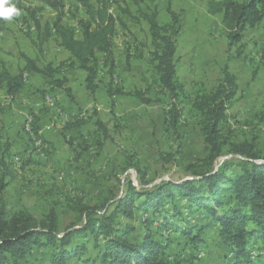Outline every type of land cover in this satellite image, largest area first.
I'll return each instance as SVG.
<instances>
[{
    "label": "rangeland",
    "instance_id": "1",
    "mask_svg": "<svg viewBox=\"0 0 264 264\" xmlns=\"http://www.w3.org/2000/svg\"><path fill=\"white\" fill-rule=\"evenodd\" d=\"M210 1L111 0L118 18L113 47L116 69L109 75L105 55H98L100 70L94 92L87 89L86 73L74 65L56 39L42 47L35 43L30 13L42 24H52L55 12L43 0L23 1L25 10L6 22L5 31L0 32V71L5 68L18 75L25 66L22 55H27L42 68L53 63L60 70L57 78L66 83L52 90L32 75L15 98L0 90V157L11 152L13 175L7 195L13 212L24 211L41 220L45 210L57 203L69 221V204L94 205L114 186H121V197L130 182L141 190L162 182L193 179L187 166L203 167L207 153L200 119L191 107L197 91L215 88L223 79L227 63L238 78L239 93L228 110L222 138L231 143L255 139L256 149L264 155V123L259 124L255 117L264 110V22L247 28L242 43L230 46L222 16L213 15L207 7ZM64 2L65 23L80 39L79 22L86 19L85 11L78 0ZM169 9L181 13L183 20L177 43V73L186 90L180 139L164 125L172 102L159 87L150 63L152 37L143 18V14L157 11L159 24L166 26L171 22ZM118 90L141 93L154 103L144 105L139 97L116 94ZM98 123L106 126V134ZM180 144L182 155L178 154L176 161L163 159L176 154ZM130 155H135L139 168L146 171L144 182L136 169L122 172ZM238 160L243 158L226 155L218 160L215 170L224 162L237 164ZM238 171L234 167L230 172ZM188 206L177 196L175 205L167 203L159 214L135 212V220L123 219L122 223L136 227L137 233L131 237L135 244L138 235L150 228L156 240L169 245L167 254L184 264H231V249L222 244L216 229L208 228L202 235L204 243L197 247L182 235L181 229L193 225H214L206 211H188ZM27 260L28 264H51L47 249H34Z\"/></svg>",
    "mask_w": 264,
    "mask_h": 264
},
{
    "label": "trees",
    "instance_id": "2",
    "mask_svg": "<svg viewBox=\"0 0 264 264\" xmlns=\"http://www.w3.org/2000/svg\"><path fill=\"white\" fill-rule=\"evenodd\" d=\"M23 1L12 0L20 11L25 10ZM43 1L56 15L52 24H42L34 13H30L37 34L35 43L42 47L56 39L74 65L86 73L87 89L94 92L100 70L98 55H105L109 75L116 69L113 47L118 34V18L112 11L111 0H78L86 15V19L79 22L80 39L65 23L64 0ZM133 1L138 3V0ZM207 7L213 15L222 16L221 24L230 46L242 43L247 28H255L264 22V0H212ZM168 12L171 22L166 26L159 24L157 11L143 14V18L152 37L150 63L159 87L172 102L164 125L166 131L177 134L180 139L186 90L177 73V43L183 20L181 13L172 9ZM6 25V21L0 20V32L5 31ZM242 50L241 46L239 55ZM22 58L25 66L18 75L13 76L5 68L0 71V90H5L11 98L21 93L28 77L34 74L43 77L45 85L52 90L65 86L66 80L57 78L60 70L53 63L42 68L29 56L22 55ZM223 76L215 88L197 91L191 107L200 119L207 153L203 167L187 166L193 179L162 182L141 190L130 182L121 197V186L117 185L94 205L69 204V221L57 203L47 208L41 220H37L24 211L13 212L7 195L8 180L13 175L9 163L11 152L8 150L3 154L0 157V264H28L27 258L34 249H47L51 264H71L75 260L83 264H184L180 258L167 254L169 245L156 240L150 228L144 235H138L139 243L135 244L131 237L137 233L136 227L122 223L123 219L135 220V212L159 214L167 203L175 205L177 196L189 204L188 211L193 208L204 210L214 221L211 226L197 224L181 229L192 245L197 247L204 243L202 235L208 228H214L222 244L231 249V264H264V155L256 149L255 139L244 138L233 143L223 140L222 126L239 93L238 78L228 63L223 68ZM116 94L139 97L144 105L154 103L141 93L126 94L124 90H118ZM255 117L259 124L264 123V110ZM98 124L106 134V126ZM178 154L182 155V144L176 154L164 155L163 159L167 157L165 160L169 163L174 162ZM226 155H238L243 160H238L237 164L224 162L215 170L218 160ZM136 159L135 155L127 156L122 172L136 169L144 182L146 171L139 168ZM234 167L238 168V173L230 172ZM199 169L205 170L197 173ZM139 200L140 206H137Z\"/></svg>",
    "mask_w": 264,
    "mask_h": 264
},
{
    "label": "clouds",
    "instance_id": "3",
    "mask_svg": "<svg viewBox=\"0 0 264 264\" xmlns=\"http://www.w3.org/2000/svg\"><path fill=\"white\" fill-rule=\"evenodd\" d=\"M20 15V10L12 0H0V20L11 22Z\"/></svg>",
    "mask_w": 264,
    "mask_h": 264
},
{
    "label": "crops",
    "instance_id": "4",
    "mask_svg": "<svg viewBox=\"0 0 264 264\" xmlns=\"http://www.w3.org/2000/svg\"><path fill=\"white\" fill-rule=\"evenodd\" d=\"M36 77H40L41 78V80L45 83V81H44V79H43V77H41L40 75H37V74H34ZM32 76V75H31ZM30 80V78H28V81ZM27 81V82H28Z\"/></svg>",
    "mask_w": 264,
    "mask_h": 264
}]
</instances>
